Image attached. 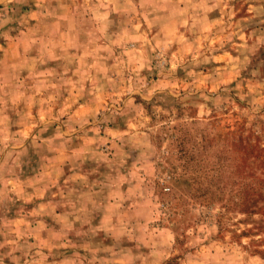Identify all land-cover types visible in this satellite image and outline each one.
I'll return each mask as SVG.
<instances>
[{"label":"rangeland","instance_id":"374dc122","mask_svg":"<svg viewBox=\"0 0 264 264\" xmlns=\"http://www.w3.org/2000/svg\"><path fill=\"white\" fill-rule=\"evenodd\" d=\"M0 264H264V0H0Z\"/></svg>","mask_w":264,"mask_h":264}]
</instances>
